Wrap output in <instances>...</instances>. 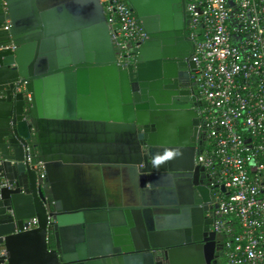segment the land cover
<instances>
[{
  "label": "water",
  "instance_id": "95a60500",
  "mask_svg": "<svg viewBox=\"0 0 264 264\" xmlns=\"http://www.w3.org/2000/svg\"><path fill=\"white\" fill-rule=\"evenodd\" d=\"M127 2L145 36L131 53L135 63L125 65L116 58L100 0H0V109L10 110L9 117L12 113L22 117L26 106L31 125L36 120L76 121L97 124L111 135L152 125L154 132L144 136L146 146L165 153L166 176L190 178L189 192L195 202H201L198 180L205 176V168L194 164V137L200 121L193 109L200 102L191 94L190 102L182 106L174 93L164 96L158 90L161 82L173 76L165 64L167 58H180L190 48L189 38L182 36L184 24L190 22L187 2ZM5 21L8 29L3 28ZM151 36L160 39L151 40ZM185 133L191 134L187 143ZM13 158L26 171L18 177L5 175L10 187H0V246L5 252L0 264H58V252L62 260L73 264L76 257L106 253L112 244L120 245L122 237L130 249L147 251L126 256L123 264H142L144 259L153 264L151 251L160 248L166 249L170 264L195 263L189 247L169 249L181 242L176 227L144 225L141 215L151 213L149 207L127 206L122 227H118L110 209L82 206L81 201L89 197L62 192L60 171L70 169L68 179L74 177L71 166L58 162L64 161L61 156L38 158L44 167L42 177L22 159ZM140 173L144 185L152 188L151 174L144 169ZM167 188L174 189L176 201L181 202L178 183ZM32 218L35 225L29 227ZM51 231L55 249L50 250Z\"/></svg>",
  "mask_w": 264,
  "mask_h": 264
},
{
  "label": "flooded vegetation",
  "instance_id": "af4514ba",
  "mask_svg": "<svg viewBox=\"0 0 264 264\" xmlns=\"http://www.w3.org/2000/svg\"><path fill=\"white\" fill-rule=\"evenodd\" d=\"M188 27L189 23L184 24L182 36L189 38L190 48L180 58H167L165 64L170 66L168 71L172 72L173 76H168L167 82H161L158 90L166 93L164 96L174 93L182 106L190 102L191 94H194L196 101L200 102L193 107L200 121L194 137L196 157L201 152V146L207 135L199 111L202 101L195 93L196 67L195 70L190 68L194 44L188 33ZM150 39L159 40L160 38L151 36ZM133 58L134 56L130 55L125 65L134 64ZM2 98L3 92L0 91V100ZM9 111L0 109V187H10L8 180L4 179L5 175L18 177L26 171L24 168H19L20 161L15 160L14 156L22 159L21 162L32 168L38 177L44 176L43 163L37 161L38 158L50 155L61 156L64 161L58 160V162L61 165L71 166L74 178H71L72 181L68 179L70 169L61 170L60 189L62 192L89 197V200L81 201L82 206L88 204L93 208L110 209L113 219L119 224L118 227H122L123 210L127 206L149 207L151 213L144 211L141 215L144 225L152 226L154 229L168 228V230L176 227L181 231V242L171 245L169 249L189 247L187 252L193 256L194 264H224V235L223 232H217L214 229L218 216L217 188H220V184L205 169V176L198 180L202 189V199L199 198L201 202H195L187 187V180L190 178L174 177L172 173L166 176L168 173L165 170V153L157 147L146 146L144 136L154 132L152 125L145 129L138 127L134 133L125 131L111 135L97 124L89 126L76 121L52 124L48 121L36 120L31 125V117L26 111V106H24L22 117L17 116L16 113H12L9 117L7 114ZM184 128L187 131V127ZM185 134L183 140L187 143L191 134L190 136L188 133ZM186 143L184 150L189 148ZM194 164L198 165L195 162ZM143 169L151 174L148 180L153 184L152 188L142 182L140 172ZM176 182L181 194L179 203L176 201L174 189L167 188ZM160 183L162 185H159ZM41 185L48 190L46 183L42 181ZM52 233L53 231L50 232L48 241L50 250L55 249ZM121 241L123 242L120 245L112 244L109 251L102 255L76 257L72 263L85 264L87 261L98 260L101 264H104L103 261L105 264H123V259L128 255L147 253L145 249L138 251L130 249L123 237ZM140 242L142 245L141 240ZM151 252L153 264H170L166 249L160 248ZM57 256L58 264H71L61 259L60 252ZM145 262L149 264L146 259L142 264Z\"/></svg>",
  "mask_w": 264,
  "mask_h": 264
},
{
  "label": "built area",
  "instance_id": "2783aa9c",
  "mask_svg": "<svg viewBox=\"0 0 264 264\" xmlns=\"http://www.w3.org/2000/svg\"><path fill=\"white\" fill-rule=\"evenodd\" d=\"M100 2L116 58L125 64L145 33L127 0ZM186 9L190 28L199 20L204 24L200 38L190 37L204 103L199 111L215 149L201 151L195 163L218 166L217 183L225 193L217 195L214 229L228 234L230 216L237 218L227 264H264V0H200ZM28 224L34 226L35 219ZM4 254L0 246V257Z\"/></svg>",
  "mask_w": 264,
  "mask_h": 264
},
{
  "label": "trees",
  "instance_id": "16d2710c",
  "mask_svg": "<svg viewBox=\"0 0 264 264\" xmlns=\"http://www.w3.org/2000/svg\"><path fill=\"white\" fill-rule=\"evenodd\" d=\"M200 0H186L187 3H194V2H198ZM133 13V12H132ZM134 14V13H133ZM135 16V14H134ZM136 17V16H135ZM116 26H114L115 28ZM204 31V24L202 21H198L196 26L194 28H190L188 27V33L189 35L192 34L194 38H200L203 34ZM117 54V51H115ZM196 95L198 96V91L197 88L195 90ZM204 106V103L202 102V105L200 106V109ZM243 135H248L247 132L245 130L242 131ZM207 135V132H206ZM215 146L213 143V140L207 136L206 140L203 142V145L201 146V151H211L214 150ZM215 164V163H214ZM206 171H208V173L211 174V176L214 178V180L217 182L218 180V166L215 164L212 166L211 169H206ZM217 194H224L225 192L223 191V189L221 190L220 188H217ZM262 195H264V193H262ZM230 218L232 219V224L229 225V232L228 234H226L225 232L222 233L224 235L223 239L225 242V256H224V264H227L228 261V253L230 251V249L232 248L231 246H233L234 243H232L231 241H233L235 235L239 232V223L237 218L230 216ZM230 242V243H229ZM228 243L230 244V247L228 246Z\"/></svg>",
  "mask_w": 264,
  "mask_h": 264
}]
</instances>
